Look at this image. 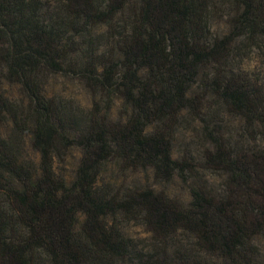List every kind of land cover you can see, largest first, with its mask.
Segmentation results:
<instances>
[{
    "label": "trees",
    "instance_id": "1",
    "mask_svg": "<svg viewBox=\"0 0 264 264\" xmlns=\"http://www.w3.org/2000/svg\"><path fill=\"white\" fill-rule=\"evenodd\" d=\"M216 1L0 0V264H41L40 256L47 264H126L130 245L113 224L120 217L141 221L158 241L155 254L131 264H264V83L228 65L242 40L262 49L264 0H227L220 36L210 28ZM101 27L113 45L105 55L93 47ZM83 45L80 80L94 110L76 130L44 78L73 65ZM4 81L24 101H11ZM111 95L123 101L125 119L101 114L97 99ZM209 101L242 119L250 135L231 144L218 125L205 127L212 148L203 165L225 176L220 192L195 185L183 207L153 188L101 187L110 161L124 172L151 170L160 183L194 177L193 163L173 155V133L184 113L201 118ZM7 119L13 144L2 130ZM26 133L38 167L21 160ZM72 147L82 157L67 182L55 158ZM180 232L195 244L175 241L170 256Z\"/></svg>",
    "mask_w": 264,
    "mask_h": 264
},
{
    "label": "rangeland",
    "instance_id": "2",
    "mask_svg": "<svg viewBox=\"0 0 264 264\" xmlns=\"http://www.w3.org/2000/svg\"><path fill=\"white\" fill-rule=\"evenodd\" d=\"M54 1V0H52ZM211 8L210 13V28L214 36H220L228 31V24L225 20L226 15L231 11L227 0H217ZM96 40L93 44L95 49H98L102 55L113 50L112 40L107 39L106 29L101 27L95 34ZM240 50L238 56H235L228 65L229 69H233L236 74L249 73L259 83H264V42L262 49L257 47L247 48L249 42L242 40L238 43ZM86 51V46H82L80 54L75 56L72 61L73 65H65V70L57 75L46 76L44 78V91L60 103V106L65 107L72 115V126L76 130L84 129L90 122V114L94 110L93 96L91 91L80 80V71L83 67V57ZM114 54V52H113ZM208 73L213 76L215 69H210ZM3 91L7 97L13 102L24 101V96L20 92L18 86H11L4 81ZM201 85V83H199ZM202 88H199L200 91ZM106 100H99V109L101 114L104 115L111 111L110 117L114 121L125 119L126 110L123 101L116 95H111ZM203 118V119H202ZM28 127H31L30 121L26 120ZM208 125L210 129L214 126H219V130L224 134L226 139H229L231 144L236 142L245 141L249 138V133H246L245 122L239 117L228 114L221 105H215L211 101L206 105L204 114L201 118L195 119L194 117L184 113L180 124L174 129L173 133V155L175 158L186 159L193 163L197 168L194 177L189 176L187 181L177 177L170 183L158 182L151 170L141 171H123L113 161L106 165L105 172L100 179L101 187H106L109 191L128 190L134 191L142 188H153L158 192L164 191L170 198L179 202L183 207H187L191 202V187L201 185L208 189L210 192H220L225 184V176L212 173L204 169V156L205 152L212 147L209 144L206 136L204 135L205 127ZM28 129V128H27ZM26 129V130H27ZM5 133L6 140L14 143L13 139L14 127L13 123L7 119L2 127ZM244 138V140L242 139ZM21 160L27 163L31 162L34 167H38L39 156L34 151L30 144L29 135L22 138L21 142ZM82 152L77 147H72L66 150L61 157L55 158V171L56 173L65 178L67 182H71L77 167L79 165ZM80 222L83 217L79 216ZM121 235L129 242L131 257L128 258L126 264H131L135 261L136 256L139 255H152L155 254L158 241L152 233L148 232L145 225L139 220H127L120 217L118 221L113 222ZM180 243L181 247L188 249L193 247L195 240L187 233L180 232L169 244V255L173 256L174 252L178 249L172 245L174 242ZM202 261H213L209 257H202ZM41 264H47L44 256L39 257Z\"/></svg>",
    "mask_w": 264,
    "mask_h": 264
}]
</instances>
